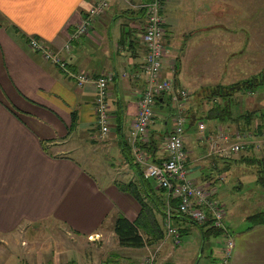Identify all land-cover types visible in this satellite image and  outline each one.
<instances>
[{"label":"crops","instance_id":"1","mask_svg":"<svg viewBox=\"0 0 264 264\" xmlns=\"http://www.w3.org/2000/svg\"><path fill=\"white\" fill-rule=\"evenodd\" d=\"M98 1L0 0V241L22 227L31 230L37 224L52 222L63 226L67 234L90 243L103 236L114 237L118 248L131 253L151 246L156 251L154 264H158L168 240L172 242L164 236L161 214L154 216L157 220L158 215L161 216L160 230L156 226L149 229L142 215L147 221L144 228L149 230V234L142 231L144 238L155 240L163 232L154 246L120 247L113 231L114 220L119 215L140 221L141 206L134 195L125 190L128 183L132 191L136 188L143 191L140 195L144 201L150 198L149 188L137 179L141 168L131 149L128 151L126 136L137 116V101L144 87L141 70L145 57L142 41L145 16L140 5L145 0H109L106 10L94 18L88 31L71 41L70 48L65 50L69 34L88 8ZM221 1L216 4L215 0H165L163 42L166 54L162 76L168 75L169 80L171 76L175 88H185L189 81L191 86L196 85L194 80L204 77L209 60H213L216 52L217 29L223 31L222 36L225 32L234 34L231 25L238 16L231 17L229 0ZM31 37L58 50L73 70L93 76L112 75L108 84L110 125L104 140L97 142L94 85L88 82L79 86L56 64L44 60L40 52L29 47ZM224 42L227 51L229 44ZM158 98L153 110L156 108L161 113L158 116L153 112L142 142L144 146H140L146 149L147 160L154 163L166 157L157 139L163 134L166 138L174 119L169 98L168 103L165 95ZM186 103L182 106L184 115ZM185 118L190 126L189 117L185 115ZM198 136V141L206 142ZM183 142L189 177L197 154L186 150L185 137ZM76 143H89L91 147L86 152L84 146H76ZM99 149L116 163L110 166L104 163L103 169L109 166L115 174L130 173L133 181L123 185L118 179L106 180L96 175L99 172L93 166L97 163L91 160L89 153ZM125 150L130 153L129 157ZM142 178L148 187L159 188L155 182L150 183V179L143 175ZM213 184L210 175L203 177L202 187L211 189ZM214 194L216 197V191ZM164 202L166 208L165 194ZM170 205L172 224L181 234L187 221L201 226L177 213L176 200H171ZM246 226L232 234L233 247L226 264H264V224L248 229ZM203 228L205 231L206 227L201 228L202 232ZM222 249L220 247L221 254ZM110 254L112 262L109 264L118 261L119 256ZM145 254L137 264H142Z\"/></svg>","mask_w":264,"mask_h":264},{"label":"rangeland","instance_id":"2","mask_svg":"<svg viewBox=\"0 0 264 264\" xmlns=\"http://www.w3.org/2000/svg\"><path fill=\"white\" fill-rule=\"evenodd\" d=\"M215 2L217 4L222 1L215 0ZM229 12L231 17L236 15L240 18V21L236 17L232 22L231 26L235 29L234 34L225 32L222 36L223 31L216 30V52L213 60H209L204 77L194 80L196 85L191 86L190 81L184 85L188 91L184 113L188 116L189 112H193L196 116L194 125L186 124L187 133L184 137L187 140L186 150L197 154L189 177L195 178L198 181L195 183L199 186H202L204 176L212 177L214 184L210 187L216 191V197L222 203L225 210V225L229 233L233 234L248 225L247 216L249 214L264 209V192L254 182L257 167L240 159L264 157V148L252 143L260 135H264V128H260V131L256 129V124L259 122L257 118L253 119L249 127L242 125L241 120L239 122L229 121L231 127L242 128V131L248 135V139L238 153L224 158L215 153L210 154L208 143L197 140L196 126L198 121H202L207 130L211 131L218 125L215 123L216 120L205 118V113L211 106L208 99L201 97L206 93L205 88L216 84H230L264 68V0H229ZM223 40L224 44H229L227 51L224 50ZM236 42H240V45ZM165 77L168 78V75ZM169 77L172 80V77ZM168 95L170 93L165 94L167 103ZM236 98L234 114L260 108L264 106V102L261 103L264 101V86L259 87L254 93H239ZM170 107L173 109V102ZM153 112L158 116L161 113L156 108ZM155 121L159 124L157 118ZM97 142H101L98 136ZM157 144L161 149L164 148V134L163 137L157 139ZM76 146H84L86 152L91 147L89 143H76ZM93 148L96 147L93 146ZM89 155L91 160L97 163L93 166L99 172L96 175L106 180L118 179L123 185L133 181V175L130 173L128 175L115 174L110 170L109 166L116 165V163L112 162L101 149ZM226 161H228L227 164ZM104 163L109 165L105 169L101 166ZM83 164L86 165V162ZM223 165H227L229 170L220 172L219 169H224ZM86 167L90 169L89 166ZM104 171H107L106 174L103 173ZM148 181L155 182L153 179ZM157 218L161 224V216L158 215ZM34 229L28 230L22 227L5 236L2 242L0 241V264H82V262L109 264L112 262L109 259L112 257L111 252L119 256L118 261H114L113 264H137V261L139 262L145 254V250L142 249L131 253L118 248L114 237L103 236L92 241L93 243L87 242L88 240L84 238L67 234L66 229L57 223L37 224ZM98 240L99 243H96ZM156 244L158 242L152 245ZM224 244L223 234L204 236L198 225L187 221L186 229L182 230L180 242L174 245L168 240L160 254L158 264H222L220 247Z\"/></svg>","mask_w":264,"mask_h":264},{"label":"built area","instance_id":"3","mask_svg":"<svg viewBox=\"0 0 264 264\" xmlns=\"http://www.w3.org/2000/svg\"><path fill=\"white\" fill-rule=\"evenodd\" d=\"M165 0H147L140 6L144 10L145 16V32L143 35V43L145 47L144 64L141 73L144 77V87L138 97V112L131 130L127 136V144L132 150L134 160L137 164L138 157L144 155L139 147L144 146L142 142L148 133L151 124L152 105L156 98L170 93L168 95L169 102H173L174 107L172 116L174 117L173 125L170 133L165 139L164 149L166 157L159 166H142L145 178H153L158 185L163 187L168 198L177 200L178 211L187 218L197 222L204 223L210 221L215 228L221 229L226 233V242L223 249L224 257L229 255V251L233 246V240L227 234L225 225V210L222 203L215 197L213 189L197 185L191 178L187 176L188 172L185 165V152L183 148V139L186 131V120L182 116L176 122L175 114L180 113L184 101L188 99V91L186 88L174 87L171 80L161 76L163 67V59L166 54L163 42L165 33V21L161 13L162 5ZM109 0H100L93 3L83 15L81 21L75 29L69 34V40L64 45V49L68 50L71 41L84 35L94 18L100 16L108 7ZM28 45L36 52H40L44 60L56 64L65 74L71 77L77 85L81 86L91 82L95 88V101L93 104L96 123L98 126V138L104 137L108 132L110 122V113L108 106L109 90L108 84L112 80V75L102 73L93 76L81 70H73L67 61L60 55L59 51L53 50L39 41L37 38H29ZM215 129V128H214ZM213 129V130H214ZM206 127L202 122L198 123V131L201 133L200 138L205 139L209 145V151L218 155H230L239 152L244 144L247 143L248 135L235 130H227L225 128H216L212 132H205ZM257 140L252 141L257 146L264 148V135H260ZM144 150V149H143ZM146 151V149L144 150ZM149 163H153L149 161ZM141 166V165H140ZM164 232L166 237H172L175 243L179 239L178 228L171 223V205L166 203ZM146 254L142 264H153L155 258V250L151 246H145Z\"/></svg>","mask_w":264,"mask_h":264},{"label":"trees","instance_id":"4","mask_svg":"<svg viewBox=\"0 0 264 264\" xmlns=\"http://www.w3.org/2000/svg\"><path fill=\"white\" fill-rule=\"evenodd\" d=\"M261 86H264V68L258 71L257 73L250 75L249 77L236 80L230 84H216L209 88H205L206 93L204 96L201 97L204 99H208L211 102V106L205 113V118L216 120L215 123L218 125H216L214 130H216V128H222L224 126L227 130H235L242 133H245L244 131H242V128H233L228 122H239L241 120L243 122L242 125L249 127L253 119L257 118L259 119V122L256 124V129H259L258 131H260V128H264V106H261L257 109L246 110L245 112L240 114H234L233 109L237 104L236 97L239 93H254ZM159 99L160 98H158V100ZM263 102L264 101H261V103ZM188 117L189 125H194L196 120L195 114L193 112H189ZM128 151L125 150L124 153L129 157L130 153ZM240 159L241 161H245L248 164L256 165L257 170H255L254 182L264 192V157H245ZM227 163L228 161H226V164ZM222 167L224 168L223 170L218 168L220 172L229 170L227 165H223ZM139 172L140 171H138V173ZM139 177L137 176L138 181L144 182V185L149 188L147 192L150 198L148 199V202L144 201L143 197L140 195V192H143L142 190H139L134 187L136 188V190L132 191V187H130L129 183L126 186L128 187V189L125 188V190L129 191L139 201L141 211L138 216V219L140 217V221H130L123 215H119L115 218L113 224V231L116 235L118 245L122 247L142 248L145 246V244L152 245V243H156V241H158L162 237L161 235L163 234V232H161V235L155 240L151 238H144L143 236L142 231H144L146 234H149V230L147 228H144L147 221L149 229L153 226H156V228L159 229V222L154 216L155 213L161 214L163 217L165 215V190L161 187H159L157 190L153 186L148 187L145 184L147 181L142 178L141 174L139 175ZM143 214L146 217L145 219L147 221H144V218L142 216ZM247 219L249 222L246 226L247 229L253 227L254 225L264 224V209L249 214L247 216ZM208 224L209 223L207 222L204 225L200 226L201 228L206 227L205 231L203 230L205 236L210 234L217 236L221 234V229H214Z\"/></svg>","mask_w":264,"mask_h":264},{"label":"bare ground","instance_id":"5","mask_svg":"<svg viewBox=\"0 0 264 264\" xmlns=\"http://www.w3.org/2000/svg\"><path fill=\"white\" fill-rule=\"evenodd\" d=\"M145 1H147V0H145ZM145 1H143L142 3H144ZM165 2V1H164ZM164 2H163V5H162V9H161V13H162V15H163V8H164ZM145 25H146V22H145ZM144 32H145V26H144V31H143V33H142V41H143V35H144ZM161 76H162V69H161ZM163 77V76H162ZM163 78H165V77H163ZM165 79H167V78H165ZM157 99V98H156ZM187 101V100H186ZM186 101H184V103H186ZM155 103V102H154ZM154 105V104H153ZM153 105H152V114H153ZM137 108H138V106H137ZM137 112H138V110H137ZM184 117V119L186 120V118H185V115L183 114V109H181V111H180V113H176L175 114V121L176 122H178L180 119H181V117ZM137 117V116H136ZM136 119V118H135ZM135 121V120H134ZM173 121H174V119H173ZM199 122H202V121H198L197 122V128H196V130H197V132H198V134H199V139L200 140H203V139H201L200 138V136H201V133L198 131V123ZM203 123V122H202ZM204 124V123H203ZM109 125H110V122H109ZM173 125V124H172ZM205 125V124H204ZM132 127V126H131ZM131 127H130V129H129V131H128V133H127V135L126 136H128V134H129V132H130V130H131ZM206 127V126H205ZM108 132H109V126H108ZM108 132H107V134L104 136V137H102V138H100L99 140H104L105 138H106V136L108 135ZM169 133H170V131H169ZM169 133L167 134V136H166V138L165 139H167V137H168V135H169ZM205 140V139H204ZM207 142V141H206ZM183 148H184V142H183ZM139 150L140 151H142L143 152V154L144 155H142V156H139L138 157V165L140 166V168H141V174L143 175V168H142V166H147L148 164H150V165H152V166H159V165H157V164H155L154 162L153 163H149V161L147 160V158H146V156H145V151L143 150V149H141L140 147H139ZM132 151V150H131ZM184 152H185V148H184ZM133 153V152H132ZM238 153V152H237ZM234 154H236V153H234ZM234 154H230V155H219V156H222V157H231L232 155H234ZM185 156H186V152H185ZM152 162V161H151ZM137 164V163H136ZM188 176V175H187ZM143 177H144V175H143ZM145 178V177H144ZM190 178V177H189ZM145 179H153V178H145ZM154 181H155V183L158 185V183H157V181L155 180V179H153ZM159 186V185H158ZM159 187H161V186H159ZM161 188H163V187H161ZM206 188V187H205ZM164 189V188H163ZM208 189V188H207ZM165 190V189H164ZM165 196H166V200L167 201H169L170 202V200L172 199H174V198H168V196H167V192H166V190H165ZM174 200H176V199H174ZM167 203V202H166ZM176 206H177V200H176ZM165 211H166V209H165ZM166 213V212H165ZM177 213L178 214H180L181 215V217L182 218H186V219H189V218H187L186 216H184L183 214H181L179 211H178V209H177ZM171 218H172V212H171ZM191 220V219H190ZM192 222H194V223H196V224H200V225H204L205 223H209L208 225L210 226V227H213L212 225H211V223H210V221L208 220V221H206V222H204V223H197V222H195V221H193V220H191ZM171 223H172V221H171ZM164 224H165V215H164V222H163V228H164ZM173 226H175L174 224H172ZM175 227H177V226H175ZM227 227V226H226ZM178 228V227H177ZM213 228H215V227H213ZM215 229H219V228H215ZM178 231H179V239H178V242L177 243H175L174 242V240L172 239V237H166L165 236V232H164V236L166 237V238H171L172 239V242L174 243V244H178L179 242H180V236H181V233H180V229L178 228ZM221 232V234H223L224 235V237L226 236V233L225 232H223L222 230L220 231ZM220 234V235H221ZM227 234L230 236V238L232 239V234H230L229 233V231H228V227H227ZM233 240V239H232ZM225 242H226V238H225ZM224 247H225V244H224V246H223V249H224ZM233 247V246H232ZM223 249H222V264H226V262H227V259H228V257L230 256V252H231V250H232V248L230 249V251H229V255L225 258L224 257V254H223ZM155 254H156V251H155ZM154 261H155V258H154ZM153 264H154V262H153Z\"/></svg>","mask_w":264,"mask_h":264},{"label":"water","instance_id":"6","mask_svg":"<svg viewBox=\"0 0 264 264\" xmlns=\"http://www.w3.org/2000/svg\"><path fill=\"white\" fill-rule=\"evenodd\" d=\"M176 89H178V88H176Z\"/></svg>","mask_w":264,"mask_h":264}]
</instances>
